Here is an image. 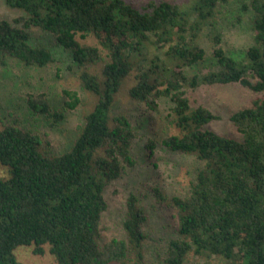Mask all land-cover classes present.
<instances>
[{"label":"trees","instance_id":"1","mask_svg":"<svg viewBox=\"0 0 264 264\" xmlns=\"http://www.w3.org/2000/svg\"><path fill=\"white\" fill-rule=\"evenodd\" d=\"M229 1H151L139 9L124 0H4L23 14L0 20L1 64L53 62L50 49L32 45L31 29L52 36L79 68L100 58L98 47L81 42L87 37L108 60L100 76L78 73L95 102L66 150L49 155L29 130L0 128V164L7 168L0 177V264H23L14 254L19 246H31L39 256L48 246L57 264H145L147 214L136 194L125 199L122 238L104 242L101 227L105 188L135 164L133 125L124 114H112L130 75L132 100L151 108L154 99L171 103L176 133L162 140L163 148L204 162L189 194L170 200L177 227L163 264H184L190 254L226 264H264V97L230 116L241 136L237 140L205 129L218 116L204 106L192 107L187 96L201 86L230 84L264 92V0H246L252 43L243 60L222 47L217 8ZM204 37L212 46L214 68L206 73L195 71L206 61ZM64 95L70 101L63 108L41 93H28L25 103L33 115L59 123L66 109L79 104L75 92Z\"/></svg>","mask_w":264,"mask_h":264},{"label":"rangeland","instance_id":"2","mask_svg":"<svg viewBox=\"0 0 264 264\" xmlns=\"http://www.w3.org/2000/svg\"><path fill=\"white\" fill-rule=\"evenodd\" d=\"M124 1L141 9L151 1L185 5L193 0ZM247 5L246 0H230L220 3L217 8L216 19L222 32V47L227 55L237 60L245 58L252 43L251 11ZM22 14L18 9L6 6L4 0H0V20H11ZM30 34L32 45L50 49L54 60L45 67H29L13 59H6L5 64L0 63V128L5 125H18L29 130L41 138L44 152L56 155L66 150L74 141L83 116L95 102V98L82 89L78 79L79 71L84 69L100 76L108 60L107 53L94 38L81 39L83 44L98 47L100 58L79 68L72 63L67 51L56 46L52 36L37 29H31ZM201 45L206 51V61L195 68V71L206 73L214 69L212 46L205 37L201 40ZM134 84V76L130 75L112 108V114H124L133 125L135 138L130 154L135 164L127 167L118 179L105 188L107 210L101 219L103 241L123 237L121 222L125 212L124 203L128 194L134 193L147 214L145 264H163L167 243L175 237L177 227L176 211L170 200L189 194L191 183L195 181L197 172L204 167V162L195 156L172 153L163 148L162 140L176 133L170 126L171 103L165 98H158L154 99L155 107L151 108L132 100L127 91ZM64 91L75 92L79 104L74 109H66L65 119L59 123L33 115L26 106L28 93H41L46 95L51 104L63 108L64 102L70 101ZM187 96L192 107L204 106L218 116L205 129L241 140L230 116L239 109L250 106L255 97H264V92L256 94L239 84H230L201 86L188 91ZM150 144L152 146L148 147ZM6 175L7 168L0 164V177ZM32 249L31 246H19L14 254L23 264H57L48 246H45V253L41 256L33 254ZM184 264L226 263L217 258L206 260L190 254Z\"/></svg>","mask_w":264,"mask_h":264}]
</instances>
